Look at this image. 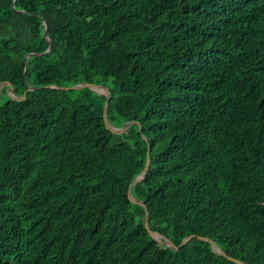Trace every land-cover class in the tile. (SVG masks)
I'll list each match as a JSON object with an SVG mask.
<instances>
[{
    "label": "trees",
    "instance_id": "16d2710c",
    "mask_svg": "<svg viewBox=\"0 0 264 264\" xmlns=\"http://www.w3.org/2000/svg\"><path fill=\"white\" fill-rule=\"evenodd\" d=\"M14 1L0 85L39 89L0 92V264H264V0ZM83 83L139 124L46 88ZM148 151L132 196L179 249L129 199Z\"/></svg>",
    "mask_w": 264,
    "mask_h": 264
},
{
    "label": "water",
    "instance_id": "95a60500",
    "mask_svg": "<svg viewBox=\"0 0 264 264\" xmlns=\"http://www.w3.org/2000/svg\"><path fill=\"white\" fill-rule=\"evenodd\" d=\"M17 0L14 1V3L16 2ZM46 25V31H45V38L48 40V31H49V27H48V24L45 23ZM49 43H50V47H49V50L44 53V54H29L26 56V59H25V62H27L28 58L29 57H33V56H43V55H47L49 54L51 51H52V41L49 40ZM27 73V71H26ZM5 87H8V94L10 95V97L16 101H22V100H25L26 98V95L28 92H32V91H35L39 88H36V87H31L28 85V88H27V91L24 93V95L22 97H17L15 95V92H14V86L13 84L9 83V82H3L1 85H0V92L5 88ZM46 88H51V89H64V90H80V89H83V88H89L91 90H93L94 92L98 93V94H105L107 96V100L105 102V107H104V120H105V124H106V127L108 130H110L111 132H113L114 134H123L125 133L132 125L134 124H139L137 123L136 121H130L128 123L125 124V126L123 128H116L114 126H112L108 120V108H109V102H110V98H111V94H110V91L107 87L103 86V85H99V84H90V83H83V84H79V85H76V86H73V87H64V88H59L57 86H47ZM150 169V151H148V158H147V163H146V167L144 169V171L141 173L140 176H138V178L131 184L130 188H129V199L135 203V204H138V205H141L143 207H145V210H146V216H145V219H144V222H145V227L147 230H149L150 234L152 237H154L156 240H159L161 241L164 237L158 233H155V232H152L150 230V226H149V218H150V213H149V210L148 208L146 207V205L143 203V202H140L136 199L133 198L132 196V189L134 188V186H136L138 183H140L141 181L144 180V178L146 177L148 171ZM195 236H190V237H187L185 238L181 245L179 247H182L184 246L189 240L193 239ZM201 240L205 241V242H208L211 244L212 246V249L214 252L218 253V254H221L223 256H226V254H224L222 252V250L216 245V243L214 241H211L209 239H206V238H200ZM163 244L167 245V246H170L174 249H179L178 246H176L175 244H173L171 241H169L168 239L164 238V241H163ZM231 261L237 263V264H246L242 261H239L237 259H234V258H231V257H228Z\"/></svg>",
    "mask_w": 264,
    "mask_h": 264
},
{
    "label": "rangeland",
    "instance_id": "374dc122",
    "mask_svg": "<svg viewBox=\"0 0 264 264\" xmlns=\"http://www.w3.org/2000/svg\"><path fill=\"white\" fill-rule=\"evenodd\" d=\"M7 101V97H3V104Z\"/></svg>",
    "mask_w": 264,
    "mask_h": 264
}]
</instances>
